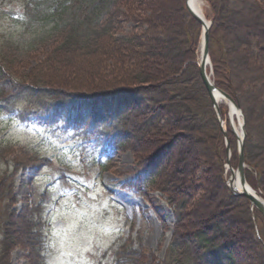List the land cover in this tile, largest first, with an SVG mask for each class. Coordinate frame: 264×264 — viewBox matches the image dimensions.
<instances>
[{
	"label": "rangeland",
	"instance_id": "obj_1",
	"mask_svg": "<svg viewBox=\"0 0 264 264\" xmlns=\"http://www.w3.org/2000/svg\"><path fill=\"white\" fill-rule=\"evenodd\" d=\"M67 1L65 19L70 14L92 7L98 0H66L65 3ZM45 2L46 0H0V88L5 90L2 96L6 97L4 101L0 100V150L5 151L0 158V175H8L6 186L0 185V189L5 193L8 186L13 185L15 201L12 208L17 214H21L16 219L9 220L13 223L15 233L20 234L12 239L14 244L8 256L0 259V264H134L121 257V251L128 245L139 249L143 254L152 251L158 261L169 260L166 248L173 234L177 215L165 195L150 190L144 184L151 180L150 177L156 173L157 167L144 163L145 166L136 169L140 154H136L133 149L112 152L110 146L104 147L107 143L104 122L109 119V125H113L118 112L123 110L124 103L120 104V109L109 114L108 109L112 102L101 100L95 106L87 108L84 104L83 108L72 113L70 103L55 104L57 100L44 93L33 97L28 90L13 84L15 78L26 82V73L37 66L54 45V35L27 49L22 48L20 42L16 41L23 34L29 37L37 30L36 25L40 21L36 23L33 16H38V10H44L48 5ZM201 2L204 17L212 21L216 8L208 0ZM149 3L153 9L150 11L152 14L147 12L142 16L147 15L148 18L141 20L138 14L146 12ZM27 5L28 8H25ZM229 5L225 11L220 10L219 27L213 32L212 55L222 64L230 65L232 69L239 68L236 78L240 82L244 81L241 82L244 85V98L250 108L251 125L258 144L255 149L257 157L252 158L257 165L263 164L264 169V101L262 96L257 97L250 89L258 87L253 83L258 76L254 68L258 61L257 55L264 62V0H230ZM117 9L121 14L116 18V34L125 37L133 30H147L149 35L146 39L152 53H148L149 50L145 54L154 66L163 68L168 65L167 62L173 63L174 58L184 50L187 53L181 63L183 68L190 67L192 60L188 56H191V52L196 51L195 60L198 58L200 29L183 16L181 2L125 0ZM160 14L161 17L155 19ZM159 20L171 25V35L159 30L156 34L151 32L154 21L159 23ZM222 23L225 28L221 29ZM247 25L253 28H247ZM257 32L263 33L261 39H257L254 34ZM175 40H179L180 47L183 43L182 51L181 48H166ZM5 60L10 62L4 65L2 61ZM92 60L88 58L90 65H94ZM210 66L213 77L212 63ZM92 68L89 70H98L99 67ZM89 70L79 71L78 74H86ZM7 79L10 83L5 82ZM185 80L184 84H172L173 88L181 90L183 94V90L188 88V80ZM186 92L188 94L187 89ZM192 95L196 96L197 92L194 91ZM115 100L122 102L124 98L119 96ZM136 102L138 106L139 101ZM43 105L48 108L39 112ZM49 108L52 110L47 113L45 110ZM219 111L222 125H226V130L229 129L232 134L230 140L228 135L227 139L230 164L235 168L237 138L227 126L228 107L224 101L219 103ZM167 117L161 116L160 122ZM196 118L192 123L211 127L205 116L199 115ZM194 138L193 135L185 139V144L188 145ZM255 139L250 138L251 146ZM190 152H194L193 155L199 159L204 155L207 158L208 143H196L189 150V155ZM161 155L156 158L155 164L159 161L162 163L161 157L164 155ZM10 159H15V162ZM222 161L226 179L230 171L227 169L224 153ZM139 170L144 187L137 188L132 180L136 178ZM203 170L204 167L199 166L188 177L194 178V184L186 191L193 204L202 195ZM262 175L264 180V174ZM193 207L188 205L185 212H192ZM191 217L192 213L184 219ZM258 217L262 235L256 232L255 237L259 243L247 247L253 249L255 254L250 252L252 261L247 257L246 262L242 261L240 264H258V261L254 262V258L256 254H262L264 222L260 214ZM185 227L182 226V229ZM250 238L254 242L253 235ZM237 252L240 253L241 249L238 248ZM185 259L188 261L189 258Z\"/></svg>",
	"mask_w": 264,
	"mask_h": 264
},
{
	"label": "trees",
	"instance_id": "obj_2",
	"mask_svg": "<svg viewBox=\"0 0 264 264\" xmlns=\"http://www.w3.org/2000/svg\"><path fill=\"white\" fill-rule=\"evenodd\" d=\"M65 1L46 0L45 3L48 2V5L44 7V10H38L36 12L38 16H33L36 23L40 21L36 25L37 30L29 37L28 35L22 36L16 40L20 42L22 48L27 49L44 42L46 37L54 35L55 42L52 48L37 66L26 73L28 82L16 79L12 75L7 76L15 78L16 81L13 84L28 90L33 97H39L43 93L51 95L53 99L57 100L55 104L71 103L72 110H78L84 104H87L86 107H90L95 105L98 100H103L112 102L110 111H117L121 107L120 104L124 103L123 110L118 112V116L115 117V123L112 126H109L108 122L104 124L107 137L113 141L114 149L122 151L129 148L133 149L136 154H140V158L137 155L136 169L145 166L144 163L153 165L160 154L164 155L161 157L162 163L159 161L158 164H155L157 171L150 177L151 180L143 183L150 190L165 195L168 204L172 206L177 215L173 224V234L166 248L169 260L158 261L152 251L143 254L139 249L131 248L130 245L121 251V257L134 264H168L169 261V264H240L242 261L246 262L247 257L251 262L249 253L255 254V252L247 247L259 243L255 233L256 228L259 234L262 232L261 222H259L258 214L255 211L253 220L246 198L231 195L225 187L222 167L223 134L198 75L195 60L196 51L191 52V56H188L190 60L194 61L190 62L188 69L183 68L181 64L187 50L174 58L173 63L167 62L168 65L159 68L154 66L145 54L150 50L148 48L149 41L146 39V36L149 35L147 30H133L125 37H119L116 34V24L118 23L116 18L119 16L118 14H121L119 11L117 12V8L119 5H123L125 0H98L92 7H87L80 13L70 14L69 18L66 17L67 19L64 18V14L69 1L66 3ZM173 1L181 2L183 16H186L190 23L200 29L199 24L185 9L184 0ZM208 1L216 8V10L214 9L216 14L212 17L208 34L213 82L235 99L243 112L246 134L243 148L245 162L253 170L252 172L247 168L245 175L251 186L260 190L264 195L263 164L258 163L257 165V162L252 158L257 157L255 149L258 144L251 125L250 108L244 98V85L241 84L244 81L240 82L236 78L239 68L232 69L230 65L222 64L212 55L213 32L219 27L220 10L228 9L230 0ZM40 5L43 6V4ZM147 7L146 12L138 14L141 20L148 18L147 15H142L153 11L150 3L147 4ZM25 8H28V5ZM41 13L42 16H39ZM27 15L31 17V15ZM159 17L161 14L155 19H159ZM154 23V28H151L152 33L156 34L157 30L162 33L170 32L171 25L166 22L157 23L154 21ZM220 26L221 29L225 28L223 23ZM248 27L253 28L247 25ZM254 34L257 39H261L263 36L262 32ZM178 41H172L166 48H181L183 43L180 47ZM148 53H152V51L150 50ZM88 58L93 59L92 64L95 66L89 64ZM256 58L258 61L255 62L254 68L257 70L258 76L253 83L258 86V89L253 86L250 89L255 92L257 97L262 96L264 101V62L260 55H257ZM6 62L10 61H2L4 65ZM96 66L99 67L98 70H89ZM83 69L89 70L87 75L78 74L84 71ZM185 79L188 80V88L186 87L188 94L186 89L182 94L181 90L173 88L172 85L177 82L184 84ZM5 82L10 83L9 79ZM194 91L197 92L196 96L192 95ZM3 93L5 90L0 88L1 101L6 99L2 96ZM119 96L124 98V102L115 100ZM87 97H89L88 100H86ZM137 100L139 101L138 106ZM46 107L43 105L42 109H46ZM49 107L53 106L49 105ZM199 115L205 116L211 123L210 128L197 122L192 123V120ZM161 116H166V120L160 122ZM193 135L195 140L186 145L185 139ZM227 135L230 140L232 134L229 129ZM250 138L255 139L254 142L252 141L253 146L249 142ZM204 142L208 143L207 158L204 155L199 159L193 155L194 152L188 154L192 146ZM4 152L0 150V158ZM10 160L15 162V159ZM199 166L204 167L201 172L202 195L193 204L192 200L188 199L186 191L194 184V178L188 179V177L192 176ZM141 179L140 174L132 180L137 188L144 187ZM7 180L6 173L0 175V185L6 186ZM8 187L9 189L5 193L0 189V259L8 256L14 244L12 239L20 234L15 233L13 223L9 222L10 219H16L21 214H17L12 208L15 201H13V185ZM188 205L194 206L192 212H185ZM191 213L190 219H184ZM182 226H186L185 229H182ZM251 235H253L255 243L251 240ZM238 248L241 249L240 253L237 252ZM261 251L262 254H256V259L254 258V262L258 261V264H264V249L262 247ZM185 258H189L188 261Z\"/></svg>",
	"mask_w": 264,
	"mask_h": 264
},
{
	"label": "water",
	"instance_id": "obj_3",
	"mask_svg": "<svg viewBox=\"0 0 264 264\" xmlns=\"http://www.w3.org/2000/svg\"><path fill=\"white\" fill-rule=\"evenodd\" d=\"M185 6L189 12V14L201 25L202 27V34H201V53H200V59L198 63V73L200 76V79L205 87V90L210 98L211 104L213 105L215 112L217 116L219 117V109L217 107V104L214 100L213 97V92L216 91L218 92L221 96H223L228 104L233 105V107L239 112V114L242 115V111L239 107V105L225 92L217 88L213 82L209 78V74L206 72V64L210 62L209 59V53H208V29L211 24V21H206L203 19L199 14L195 13L189 6V0H185ZM241 123H240V128H241V133L242 137L238 138L239 139V144H238V159H237V166H236V171L234 172L231 170V175L225 180V185L228 188L229 192L235 196H243L248 199L250 202L251 206H255L256 209L262 214L264 217V201L259 198L258 193L253 190L245 181L244 177V157H243V139L245 137L244 129H243V124H244V119L243 115L241 116ZM223 134L225 135V130L222 129ZM235 133V132H234ZM236 134V133H235ZM237 136V134H236ZM225 152L228 155L229 153V147L228 143L226 140V147H225ZM227 164L230 165L229 160H226ZM237 180L239 188H237L236 185H234V181Z\"/></svg>",
	"mask_w": 264,
	"mask_h": 264
},
{
	"label": "bare ground",
	"instance_id": "obj_4",
	"mask_svg": "<svg viewBox=\"0 0 264 264\" xmlns=\"http://www.w3.org/2000/svg\"><path fill=\"white\" fill-rule=\"evenodd\" d=\"M189 6L191 7V9L193 11H195V13L199 14L203 19H205L204 15H203V11H202L201 0H189ZM213 97H214V100L218 104L220 102L224 101L223 97L216 91L213 92ZM227 105L229 107L228 108V115H229L228 118H229L230 127L240 137L241 133H240V127L239 126H240V122H241V117L239 115V112L233 107V105L228 104V103H227ZM234 185H236L237 188H239L237 180L234 181Z\"/></svg>",
	"mask_w": 264,
	"mask_h": 264
}]
</instances>
